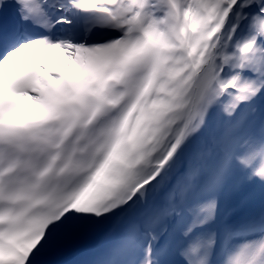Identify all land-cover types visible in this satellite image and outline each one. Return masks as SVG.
<instances>
[{"label": "snow or ice", "instance_id": "6c2138e0", "mask_svg": "<svg viewBox=\"0 0 264 264\" xmlns=\"http://www.w3.org/2000/svg\"><path fill=\"white\" fill-rule=\"evenodd\" d=\"M0 264H264V0H0Z\"/></svg>", "mask_w": 264, "mask_h": 264}]
</instances>
